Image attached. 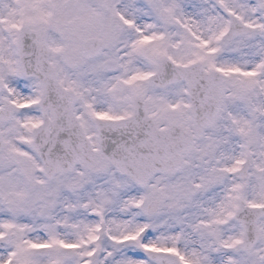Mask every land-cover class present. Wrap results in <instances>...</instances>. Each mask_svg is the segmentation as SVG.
<instances>
[{
	"label": "snow or ice",
	"instance_id": "obj_1",
	"mask_svg": "<svg viewBox=\"0 0 264 264\" xmlns=\"http://www.w3.org/2000/svg\"><path fill=\"white\" fill-rule=\"evenodd\" d=\"M0 264H264V0H0Z\"/></svg>",
	"mask_w": 264,
	"mask_h": 264
}]
</instances>
